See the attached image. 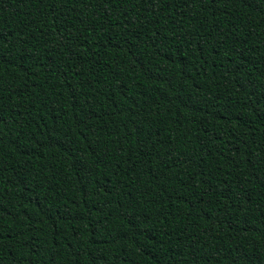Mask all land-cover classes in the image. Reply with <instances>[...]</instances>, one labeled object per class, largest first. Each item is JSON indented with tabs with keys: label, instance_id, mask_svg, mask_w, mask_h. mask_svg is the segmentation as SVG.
<instances>
[{
	"label": "trees",
	"instance_id": "trees-1",
	"mask_svg": "<svg viewBox=\"0 0 264 264\" xmlns=\"http://www.w3.org/2000/svg\"><path fill=\"white\" fill-rule=\"evenodd\" d=\"M0 264H264V0H0Z\"/></svg>",
	"mask_w": 264,
	"mask_h": 264
},
{
	"label": "snow or ice",
	"instance_id": "snow-or-ice-1",
	"mask_svg": "<svg viewBox=\"0 0 264 264\" xmlns=\"http://www.w3.org/2000/svg\"><path fill=\"white\" fill-rule=\"evenodd\" d=\"M250 3H255V0H249Z\"/></svg>",
	"mask_w": 264,
	"mask_h": 264
}]
</instances>
